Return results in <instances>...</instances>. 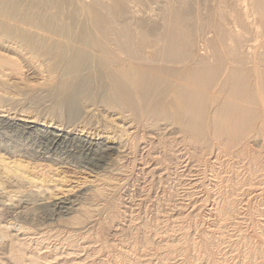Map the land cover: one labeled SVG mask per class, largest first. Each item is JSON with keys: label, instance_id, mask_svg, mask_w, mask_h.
<instances>
[{"label": "bare ground", "instance_id": "bare-ground-1", "mask_svg": "<svg viewBox=\"0 0 264 264\" xmlns=\"http://www.w3.org/2000/svg\"><path fill=\"white\" fill-rule=\"evenodd\" d=\"M153 4L159 6L151 15ZM201 8L197 14L196 0H0V126L43 140L45 151L0 156L3 203L50 209L46 221L69 218L66 225L76 226L73 215L96 212L102 192L59 197L28 164L118 173L143 146L144 131L159 136L172 128L189 145L216 142L222 153L246 135L263 134L264 0H201ZM43 101L50 102L44 117L37 112ZM24 102L34 110L18 108ZM98 110L108 116L99 119ZM12 249L15 264H38L40 258L25 263L27 255Z\"/></svg>", "mask_w": 264, "mask_h": 264}, {"label": "rangeland", "instance_id": "rangeland-1", "mask_svg": "<svg viewBox=\"0 0 264 264\" xmlns=\"http://www.w3.org/2000/svg\"><path fill=\"white\" fill-rule=\"evenodd\" d=\"M158 6H149L151 15ZM202 12L201 0H196V13L202 15ZM49 107V101L41 102L37 106L38 115L44 117ZM18 108L34 110V104L24 102ZM94 113L99 119L108 116L99 110ZM139 136L144 138L143 146L135 147L123 159L118 173L90 170L87 166L72 168L46 160L35 167L25 161L23 164L29 165V172L45 180L59 197L67 191L64 195L70 197L99 190L103 201L97 204L98 212H89V217L81 213L73 215L80 224L70 227L66 225L69 218L46 221L43 214L50 209L44 212L33 205L14 204L16 207H13L8 202L3 203L1 195L0 264H15L10 258L12 248L27 255L23 257L25 263L34 256L40 258L38 264H264V133L246 135L227 153L216 149V142L208 149L203 145L193 147L172 128L159 136L145 131ZM42 145L43 140L0 126V156L3 158H17L34 151L43 153ZM45 156L56 160L65 158L57 153ZM5 187L13 190L9 185ZM80 202L86 210H92L93 203ZM114 223L119 224L118 230L110 228Z\"/></svg>", "mask_w": 264, "mask_h": 264}]
</instances>
